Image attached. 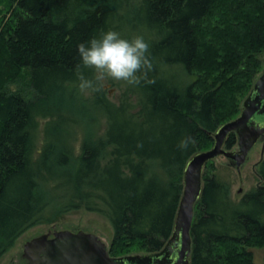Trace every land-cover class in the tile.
I'll return each mask as SVG.
<instances>
[{
  "label": "trees",
  "instance_id": "1",
  "mask_svg": "<svg viewBox=\"0 0 264 264\" xmlns=\"http://www.w3.org/2000/svg\"><path fill=\"white\" fill-rule=\"evenodd\" d=\"M115 5L119 0L10 3L0 25V71L13 79L11 70H22L30 90L3 85L0 72V256L26 228L47 220L49 210L81 207L111 222V256L126 255L131 243L146 252L160 250L173 229L186 161L211 147L216 129L237 116V93L245 95L263 68L264 0H141L136 17L155 36L147 40L153 66L148 78L154 82L141 80L136 104H116L103 89L90 91L94 108L107 120L104 134L85 138L75 156L67 141L51 142L55 131L67 139L53 120L35 159L37 117L61 121L60 107L45 100L61 97L69 84L79 87L78 45L110 29ZM212 18L223 30L239 29L236 43L229 49L226 35L219 34L211 69L203 67L202 76L181 84L162 66L195 71L202 38L216 33ZM83 72L92 78V69ZM186 137L192 142L181 149ZM236 144L231 132L225 147ZM205 166L189 264H264L247 249L264 245V156L258 162L260 182L238 202ZM158 169L167 179L155 174Z\"/></svg>",
  "mask_w": 264,
  "mask_h": 264
},
{
  "label": "rangeland",
  "instance_id": "2",
  "mask_svg": "<svg viewBox=\"0 0 264 264\" xmlns=\"http://www.w3.org/2000/svg\"><path fill=\"white\" fill-rule=\"evenodd\" d=\"M140 1L141 0H119V5H115L116 12L109 30L119 32L121 37L125 39H132L136 36H143L146 41L148 39H154L155 36L142 28L136 17L135 9L138 7ZM11 2L12 0H0V25L3 23L4 19L8 18V11ZM211 22H214L217 27L216 33L214 34L215 36L210 37L206 35L202 38L201 54L198 57L196 64L197 69L195 71L189 73L177 65L162 66L163 69L173 73L174 79L179 81V83L185 85L195 81L199 74L202 76V74L205 73L203 67L211 69V60L213 59L211 58V51H213L215 42L221 38V34L226 35L223 37V41H225L229 49L234 46L231 45V43L236 41L239 29L230 28L223 30V25L217 23L215 18H212ZM225 31H228V33ZM219 34L221 35L220 38L218 37ZM260 58L262 59L264 66V51L260 53ZM11 71L10 74L14 76L13 79L10 78L9 73L0 71L3 75L5 74L6 77L4 78L3 85H7L10 89L21 88L22 91H29L30 87L27 84V78H24L25 73H23L22 70L19 72ZM210 76H212V74ZM256 78L257 77H255V79ZM203 79L206 80V78ZM68 89L69 91L63 93L61 97H50L44 102L45 104H55L60 107L61 121L59 122V116L54 115L37 117V126L35 128V150L33 152V157L35 159L39 157L44 143L49 140L46 136L45 130L49 126V122L53 120L57 121L53 127H55V129L57 128L56 130H59L60 128L61 134H65L67 139L59 138V133L55 131L56 134L50 137L51 142H54V145L58 146L67 141L72 146V151L75 156L81 154V147L85 138L88 136L96 138L97 136L104 134L107 120L102 113L94 108L93 98L90 91L87 94L83 93L79 90L78 86L75 87L71 84L68 85ZM103 90L105 91V96L116 104H121L122 102L136 104L140 86L129 85L125 81H114L109 79ZM249 90L243 96L240 95V93H237L236 96L239 100V110L240 105ZM235 115H238V112ZM235 148L237 149V144L231 149ZM263 156L264 139L262 138L251 147L245 162L239 168H237L229 158L224 155H218L207 161L205 163L206 166L204 165V169L210 174L215 175L216 178L228 188L229 199L231 201L238 202L246 192L253 189L260 182L258 175V162ZM155 174L161 176L163 179H167L165 173L161 169H158ZM48 185L54 187L55 184L50 182ZM41 188L43 189L44 187L41 186L39 190ZM54 193H56V191H54ZM56 194L59 195V192ZM46 216L47 220L35 223L19 234L14 242L0 256V264H24L25 259L22 257L24 243L35 236L48 232L49 230L53 231V229H70L73 231L83 229L95 233L105 244H107V246H109L112 241L113 226L107 217L98 211L87 210L81 207L58 213L53 209L49 210L46 213ZM247 249L252 252L254 261H264V245L249 246ZM124 252L127 253L126 255H130L141 254L146 251L139 247V245L131 243L124 248Z\"/></svg>",
  "mask_w": 264,
  "mask_h": 264
},
{
  "label": "water",
  "instance_id": "3",
  "mask_svg": "<svg viewBox=\"0 0 264 264\" xmlns=\"http://www.w3.org/2000/svg\"><path fill=\"white\" fill-rule=\"evenodd\" d=\"M234 132L237 149L225 147ZM264 135V66L243 99L237 116L214 132L211 147L191 155L183 170V187L172 232L160 250L111 256L109 246L93 232L83 229L48 231L26 241L22 249L25 264H189L192 250L191 225L194 206L202 190L205 163L224 155L239 168L251 147Z\"/></svg>",
  "mask_w": 264,
  "mask_h": 264
},
{
  "label": "clouds",
  "instance_id": "4",
  "mask_svg": "<svg viewBox=\"0 0 264 264\" xmlns=\"http://www.w3.org/2000/svg\"><path fill=\"white\" fill-rule=\"evenodd\" d=\"M149 48L143 36L125 39L114 30L104 31L99 37L94 36L87 43H80L77 50L81 63L76 66L79 90L86 94L89 91L99 92L109 79L125 81L129 85H138L141 80L153 83L148 78L153 67ZM83 69H92V78L86 77ZM191 142V137H186L178 147L186 149Z\"/></svg>",
  "mask_w": 264,
  "mask_h": 264
},
{
  "label": "flooded vegetation",
  "instance_id": "5",
  "mask_svg": "<svg viewBox=\"0 0 264 264\" xmlns=\"http://www.w3.org/2000/svg\"><path fill=\"white\" fill-rule=\"evenodd\" d=\"M262 138L264 139V135L260 136V137L258 138V140H259V139H262ZM258 140H257V141H258ZM49 231L54 232V229H53V231H52V230H49ZM145 253H147V252H145ZM25 262H26V260H25ZM24 264H25V263H24Z\"/></svg>",
  "mask_w": 264,
  "mask_h": 264
}]
</instances>
